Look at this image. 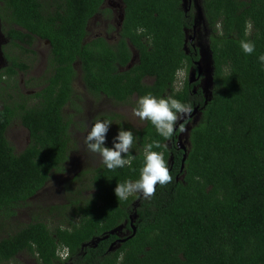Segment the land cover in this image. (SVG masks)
I'll use <instances>...</instances> for the list:
<instances>
[{"label": "trees", "instance_id": "trees-1", "mask_svg": "<svg viewBox=\"0 0 264 264\" xmlns=\"http://www.w3.org/2000/svg\"><path fill=\"white\" fill-rule=\"evenodd\" d=\"M105 1L0 0V33L8 41L0 69V226L41 193L51 176L65 173L74 144L64 109L74 105L76 68L95 98L126 105L151 94L198 106L185 137L183 168L184 152L176 142L189 121L165 140L150 121L133 129L119 116H101L99 121L116 122L115 136L133 132L125 157H131L130 166L111 171L102 163L78 173L66 193L80 178L91 193L83 196L80 186L67 205L52 208L60 217L55 225L33 218L0 235V264H16L22 255L34 264H64L58 254L63 249L76 264H264V64L258 59L264 54V0H202L210 58L206 105L202 89L193 94L187 79L200 59L186 38L197 24L194 8L185 0H121L117 42L99 36L87 41L92 19H111ZM36 39L49 47L47 75L39 91L22 94L17 75L29 67L11 50L34 55ZM242 40L254 42L252 55L243 52ZM133 53L137 60L131 64ZM180 71L185 77L176 91ZM13 123L28 135L20 152L6 137ZM153 141L161 144L152 150L163 154L172 182L157 185L151 199H118L117 184L139 179L145 146ZM130 216L135 234L107 252L115 239L110 232ZM96 237L102 239L97 246L81 252Z\"/></svg>", "mask_w": 264, "mask_h": 264}, {"label": "rangeland", "instance_id": "rangeland-1", "mask_svg": "<svg viewBox=\"0 0 264 264\" xmlns=\"http://www.w3.org/2000/svg\"><path fill=\"white\" fill-rule=\"evenodd\" d=\"M121 0H107L106 8L113 9L111 12V19L108 22L110 26L115 28V30L110 32L108 24L105 20L96 16L92 19L87 27V38L89 41L93 38L105 37L104 31L108 32L107 41L110 44H114L117 41L116 33V23L119 17L118 8L114 5L120 4ZM187 3L188 0H185ZM202 0H191V6L195 10L196 15V27L193 41L191 42L195 47H197L202 53V63L204 66L203 72L205 74L204 81L201 87H207L208 85V74H209V52L207 46V27L204 24L201 9ZM184 3V4H186ZM191 33L186 35L188 39ZM7 40L0 33V47L7 44ZM34 55L26 54L18 49L11 50V53L15 55L21 62L28 65L29 69L24 74L19 73L17 75V88L22 94H33L42 87V79L47 75L46 59L49 54V47L46 43L41 40L36 39L32 47ZM137 60L136 54L133 53L131 64L135 63ZM5 65V61L2 60L0 55V69ZM77 75L73 81V93L75 94L74 105L66 106L64 109L65 115L71 116V138L73 141V148L69 152L68 161L65 165V173L62 175H53L50 177L46 186L35 198L28 202L25 208L18 211L17 215L9 222H4L0 226V235L7 234L9 230H14L15 226H22L28 224L33 218L42 220L49 225H55L59 222L60 217H57L52 208L67 205V197L71 194L73 195L74 189L83 186L82 195L86 196L91 193L86 189V183L83 184L82 181H86L85 178H80V182H73L71 187V192L66 193V186L70 184L73 178L80 172L86 170H94L98 168L101 164V157L98 154L91 153L87 150L84 144L85 137L87 133L91 130V127L96 121L100 119L101 116H119L123 123H127L133 129H140L143 126L144 121H141L138 117L133 115V109L137 107L135 99L131 103L123 105L117 104L112 101L107 100L104 97L95 98L90 96L84 89L81 82L78 69L76 68ZM185 77L184 71H180L177 75L176 86L179 88L180 83ZM206 78V79H205ZM39 82V83H38ZM40 84V85H39ZM210 89V88H209ZM208 89V92H209ZM78 110V111H77ZM101 121H107L103 119ZM111 125L106 136L105 146L111 147L109 145L113 144L114 127L116 122L110 121ZM191 124L181 131V140H185L188 130ZM8 141L13 145L16 152H20L28 143L27 131L24 130L17 123H13L6 133ZM85 185V186H84ZM78 192V191H76ZM138 195V194H133ZM52 214V215H50ZM4 233V234H3ZM16 264H34L33 260L27 256H20L18 258V263Z\"/></svg>", "mask_w": 264, "mask_h": 264}, {"label": "clouds", "instance_id": "clouds-1", "mask_svg": "<svg viewBox=\"0 0 264 264\" xmlns=\"http://www.w3.org/2000/svg\"><path fill=\"white\" fill-rule=\"evenodd\" d=\"M240 47L247 55H252L255 52V44L250 40L240 41ZM258 59L264 64V54L260 55ZM176 82L177 79L174 82L175 85ZM181 84L182 82L180 86ZM137 104L138 107L133 109V115L141 121H150L157 133L165 140L172 138L177 121L181 117L190 116L192 113L190 104H184L171 97L158 99L147 94L140 97ZM110 125V121H96L87 133L84 144L89 152L101 157L103 165L108 170L115 171L130 166L131 157L127 159L125 157L128 156L133 147L134 134L131 130H120L113 138V146L106 147V136ZM153 147L160 148V142L153 141L145 146L144 165L140 171L139 179L117 184L114 192L118 199L127 200L133 194H142L144 199H151L155 195L157 185L165 186L172 182L173 178L163 154L153 151ZM62 252L67 253L66 249H63L58 254L60 255ZM65 258L61 259L60 257L61 260H65Z\"/></svg>", "mask_w": 264, "mask_h": 264}, {"label": "flooded vegetation", "instance_id": "flooded-vegetation-1", "mask_svg": "<svg viewBox=\"0 0 264 264\" xmlns=\"http://www.w3.org/2000/svg\"><path fill=\"white\" fill-rule=\"evenodd\" d=\"M107 1V0H106ZM106 1L104 2V4H103V7L102 8H106ZM188 4V3H187ZM191 5V4H190ZM189 6V5H188ZM114 7H116V8H118V10H119V17H118V20H117V23H116V33H117V40H118V30H119V28H120V21H121V17H122V12H123V5H122V2L120 1V4H118V5H114ZM108 10H110L111 12L113 11V9H109L108 8ZM99 18H101L102 20H103V18H102V16H98ZM105 22L107 23V20H105ZM104 34L106 35L104 38L105 39H107V34H106V32L104 31ZM98 37V36H97ZM190 38V37H189ZM189 38H188V40H189ZM117 42V41H116ZM188 43H189V41H188ZM190 44V46L192 47V43H189ZM194 47V48H193ZM193 49H195V48H197V47H195V45H193ZM0 55H1V58H2V60H4V57H3V54H2V51H1V47H0ZM5 61V60H4ZM195 69V68H194ZM194 69H190L189 70V72H188V75H187V79H188V76H189V73H191ZM185 73V72H184ZM204 77H205V74H204V72H203V69H202V73H201V75L198 77V79H197V81L195 82V83H193V84H188L189 86H191L192 87V93L193 94H196V92H197V90L200 88V86L202 85V82L204 81ZM181 87V86H180ZM180 87L178 88L175 84H173V89L174 90H176V91H178L179 89H180ZM200 89H202V88H200ZM202 92H203V90H202ZM204 97H205V95H204ZM207 97V96H206ZM199 116V115H198ZM197 116V117H198ZM197 117L195 118V119H193V120H190L186 125H185V127L184 128H186L188 125H193V123H195L196 122V120H197ZM183 128V129H184ZM182 139V138H181ZM182 143H183V145L185 144H187V141L186 140H184V141H182ZM70 191H68V193H69ZM78 194V192H76L75 193V195H77ZM82 194V193H81ZM70 196V195H69ZM138 196L139 197H143L142 196V194H138ZM68 208L65 210V213H66V215H67V218H68V216H69V213L70 212H68ZM71 211V210H70ZM70 219V218H69ZM74 221H78L79 222V220H78V218H76L75 216H74ZM129 226L130 227V225H129V222H127V221H125L123 224H121V225H119V227L118 228H116V230H114V233H113V236L115 237V239L113 240V241H111L109 244H108V246H107V252H114V250H112V251H108V248H109V246L113 243V242H115L116 240H123V239H125V238H127V237H129V233L131 234V230H130V228L129 229H126V226ZM97 237L96 238H94V239H92V240H90L88 243H86V244H83V245H81V247H80V250H81V252H83L86 248H94V247H96L97 246ZM121 244H123V243H121ZM121 244H119V245H115V248L117 249ZM67 251V253H66V258H65V263L64 264H76L75 263V260L74 261H72L73 260V258H72V256H71V254H70V252H69V250H66ZM77 256H78V254H75V257L77 258ZM85 256V252L82 254V257H84Z\"/></svg>", "mask_w": 264, "mask_h": 264}, {"label": "water", "instance_id": "water-1", "mask_svg": "<svg viewBox=\"0 0 264 264\" xmlns=\"http://www.w3.org/2000/svg\"><path fill=\"white\" fill-rule=\"evenodd\" d=\"M184 3H185V1H184ZM188 5L190 6V4H191V0H188ZM195 27H196V25H193V27H192V36H190V38H189V43H191L192 41H193V38H194V33H195ZM192 47H193V45H192ZM194 48V47H193ZM199 54H200V59L197 61V62H195L194 63V66H195V69L191 72V73H189V76H188V84H193V83H195L196 81H197V79H198V77L201 75V73H202V67H201V64H202V53H201V51L199 50ZM209 62H210V58H209ZM209 73H210V69H209ZM206 79V78H205ZM210 79L208 78V85H207V87H201L202 88V90H203V94L205 95V100H204V105H206L207 104V101H208V97H209V92H208V89L210 88ZM207 96V97H206ZM198 109H199V107L198 106H196V107H194L193 109H192V113H191V115L190 116H184V117H181L178 121H177V124L175 125V131H177L178 130V128L182 125V124H184V123H186V122H188V121H190V120H193V119H195L197 116H198V114H199V112H198ZM176 146H177V149L178 150H182L183 152H184V155H183V157H182V161H181V169L180 170H182V168H183V163H184V160H185V154H186V147L183 145V143H182V140H181V132H180V134H178V136H177V142H176ZM135 219V216H133V218H132V216H130L129 217V224H130V228H131V235L129 236V237H127V238H125V239H123V240H116L115 242H113L110 246H109V248H108V251H112V250H114L115 249V245H119V244H121V243H125L128 239H130L134 234H135V227L133 226V220ZM114 233V230L113 231H111L110 232V234H113ZM100 240H102V239H98L97 240V242H99Z\"/></svg>", "mask_w": 264, "mask_h": 264}, {"label": "built area", "instance_id": "built-area-1", "mask_svg": "<svg viewBox=\"0 0 264 264\" xmlns=\"http://www.w3.org/2000/svg\"><path fill=\"white\" fill-rule=\"evenodd\" d=\"M59 256L61 257V259H64L65 256H66V253L65 252H62Z\"/></svg>", "mask_w": 264, "mask_h": 264}]
</instances>
